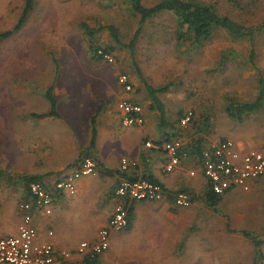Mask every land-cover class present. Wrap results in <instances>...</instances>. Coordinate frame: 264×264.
Instances as JSON below:
<instances>
[{"label": "rangeland", "instance_id": "374dc122", "mask_svg": "<svg viewBox=\"0 0 264 264\" xmlns=\"http://www.w3.org/2000/svg\"><path fill=\"white\" fill-rule=\"evenodd\" d=\"M158 1L143 3L150 6ZM194 1L212 4L221 14L253 30L254 36L234 39L218 28L201 46L192 47L191 42L177 41L176 16L171 12L141 26L140 16L132 14L124 0H34L24 25L0 44L1 163L9 166L14 158L23 166L33 165L28 118L36 106L47 102V88H55L66 123L72 127L75 121L68 117L79 100L112 107L122 73L133 81V99L144 107L151 129H160L161 115L153 107L147 84L168 86L158 93L168 123L162 130L174 132L187 144L201 137L205 146L223 138H242L264 149V109L245 115L242 122L226 111L231 102H252L260 93L264 81V0ZM24 5L25 0H0V31L16 26ZM84 24L104 28L95 33V39L103 49L114 47L108 51L114 62L92 58ZM111 25L118 29L122 43L111 36L107 29ZM136 34L132 49L128 45ZM85 85L89 96L84 95ZM188 110H193L194 116L181 126L180 119ZM26 173L24 169L21 172ZM243 193L236 189L218 206L205 205L204 219L197 217L188 233L182 229L183 246L178 252L149 249L146 256L127 255L121 264H264V258L257 262L254 241L242 233L264 237V182L254 192ZM261 249L264 253V242ZM155 253L164 256H150Z\"/></svg>", "mask_w": 264, "mask_h": 264}, {"label": "crops", "instance_id": "0c3cea01", "mask_svg": "<svg viewBox=\"0 0 264 264\" xmlns=\"http://www.w3.org/2000/svg\"><path fill=\"white\" fill-rule=\"evenodd\" d=\"M118 84L120 91L112 107L108 103L92 105L87 103L88 101L79 100L68 117L75 121L72 127L67 125V118L63 115L65 110H61V100L56 95L58 115L44 118L33 115L51 110L46 98L48 88L45 90L47 102H43L39 108L36 106L28 118L31 126L28 133L30 151L35 155L33 165L23 166L13 157L14 164L9 166L0 161V237L16 235L19 232L23 212L18 203L31 199L29 185L25 183L26 177H36L34 180L44 181L52 187L57 179L75 168L85 157H92L97 161L98 173L79 178L74 193L56 192L51 215L34 211L33 224L37 229L39 241L50 242L59 250H75L82 241L96 240L99 230L108 225L116 205L115 190L127 175L145 179V176L151 177L170 193L160 201L130 203V225L123 230L111 231L110 248L99 257L97 264H121L127 255L146 256L148 253L145 251L154 248L178 252L183 246L182 229L188 233L197 223V217L204 219L202 215L205 205H210L206 200V192L209 189L202 174L197 141L189 144L185 142L190 148V155L184 157L174 171L167 172L165 166L169 160L168 155L161 148L147 147L145 142H163L176 137L177 134L164 129H151L146 123L145 110L142 124L125 126L118 102L124 99L140 102L133 99L134 89L131 92L125 90L119 82V76ZM87 88L85 85V96L90 94ZM231 139L244 149H260L256 145L253 147L245 139ZM204 146L203 143L202 147ZM120 147L122 149L118 151ZM20 153L22 158V150ZM123 158L134 159L137 165L131 166L128 172L123 171ZM4 160L6 161V157ZM23 169L26 174H21ZM193 170L196 171L194 176L190 174ZM263 182L264 176L249 180L248 189L239 187L226 192L217 206L230 192L241 189L243 195L250 194ZM177 190L192 194L191 205L178 206L175 203L173 194ZM209 215L212 217L211 213ZM150 256L164 255L155 253Z\"/></svg>", "mask_w": 264, "mask_h": 264}, {"label": "built area", "instance_id": "2783aa9c", "mask_svg": "<svg viewBox=\"0 0 264 264\" xmlns=\"http://www.w3.org/2000/svg\"><path fill=\"white\" fill-rule=\"evenodd\" d=\"M97 56L111 63L115 61L113 54L103 48L97 50ZM119 82L127 92L133 91V82L128 74H120ZM118 108L125 126L144 122V107L140 103L124 99L118 102ZM193 116V110L185 112L180 119L181 126L188 125ZM145 145L161 148L168 155L169 160L165 166L167 172L174 171L189 154L185 141L180 137L157 143L147 140ZM135 165L137 161L134 159L121 160L123 171L128 172L130 167ZM201 165L202 174L211 192L223 195L234 188L248 189L249 180L264 176V149H244L235 140L223 138L202 148ZM98 171L97 161L92 157H85L75 168L57 179L52 187L44 181H31V199L20 203L23 221L18 234L0 237V264H95L110 248L111 231L123 230L130 225V203L160 201L170 193L162 184L149 179L124 178L115 190L116 205L113 214L108 225L99 230L96 240L82 241L75 250H59L50 242L39 241L37 229L33 224L34 211L51 215L56 192L74 193L79 178L96 174ZM190 174L194 176L196 171L193 170ZM173 195L178 206H189L193 201L192 194L185 190H177Z\"/></svg>", "mask_w": 264, "mask_h": 264}, {"label": "trees", "instance_id": "16d2710c", "mask_svg": "<svg viewBox=\"0 0 264 264\" xmlns=\"http://www.w3.org/2000/svg\"><path fill=\"white\" fill-rule=\"evenodd\" d=\"M108 1H116V0H108ZM126 4H129L130 11L134 15L140 16V25L144 26L146 22L152 20L157 15L163 12H171L176 16V28H175V37L177 41L181 44H185L191 42L193 46H201L204 41L212 36L213 32L222 28L225 29L231 37L234 39H243L254 36V31L249 30L244 25L235 21L228 15L221 14L216 7L212 4H208L205 2H199L194 0H160L153 5L147 6L143 3V0H124ZM34 4V0H25V5L21 14V17L14 26V28L6 31H0V44L1 42L10 37L15 31H18L26 22L27 17L29 15L30 10L32 9ZM86 28V32L89 35V51L93 58L101 60L102 58L97 56V50L100 45L96 42L95 33L99 30H103L101 27L99 29L92 28L88 24H84ZM111 34V36L115 39L117 43H122L120 39V34L118 29L115 26H108L107 28ZM138 34L132 39L131 44L128 46L134 49L135 43L138 39ZM106 51H112L114 49L113 46H107L104 48ZM254 55V51L252 50L251 54V63L254 65V60L252 59ZM260 93L256 100L252 102H243L236 103L231 102L227 106V113L230 117L235 119L237 122H242L244 120V116L251 113H257L264 109V81L261 80L260 83ZM168 89V86L154 87L150 84H147V90L149 93V97L153 102V107L158 109L161 115V122L159 128L167 123L165 119V106L163 102L160 100L158 93L163 92ZM46 98L49 100V104L51 106V110L47 113L43 114H33L38 118H44L46 116L58 115V101L54 94L53 86L49 87L46 91ZM167 126V125H166ZM94 136H96V128H94ZM204 139L201 137L197 141V148L201 154L202 146ZM94 144V140H93ZM92 144V145H93ZM194 152V151H193ZM150 181L158 183L155 179L145 176ZM36 177H26L25 183L29 185L31 180H34ZM129 179H135L137 177L133 175H127ZM223 195L215 194L210 190L206 192V200L211 206H216L222 199ZM132 208H130L131 211ZM246 236L250 237L254 241V246L256 249V257L261 261L264 258V253L261 249V246L264 242V237H260L257 234L251 232H243ZM98 261L95 262L97 264Z\"/></svg>", "mask_w": 264, "mask_h": 264}]
</instances>
